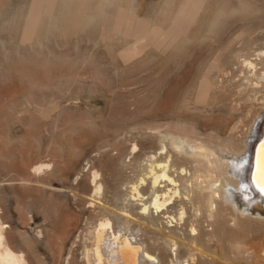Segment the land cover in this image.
Masks as SVG:
<instances>
[{
    "label": "rangeland",
    "instance_id": "rangeland-1",
    "mask_svg": "<svg viewBox=\"0 0 264 264\" xmlns=\"http://www.w3.org/2000/svg\"><path fill=\"white\" fill-rule=\"evenodd\" d=\"M262 14L264 0H0V208L9 241L30 264H62L86 216L99 212L87 207L92 170L103 186L94 202L109 208L118 195L137 204L130 186L149 176L154 154L176 163L174 177L183 169L186 181L177 184L193 197L173 198L155 220L192 236L191 246L171 255L141 231L161 264H264V215L209 200L219 174L195 172L178 151L167 158L157 132L248 140L264 118L254 74L264 69ZM41 162L49 170L34 173Z\"/></svg>",
    "mask_w": 264,
    "mask_h": 264
},
{
    "label": "bare ground",
    "instance_id": "bare-ground-1",
    "mask_svg": "<svg viewBox=\"0 0 264 264\" xmlns=\"http://www.w3.org/2000/svg\"><path fill=\"white\" fill-rule=\"evenodd\" d=\"M262 15L264 16V14ZM263 29V25L258 28L260 31ZM246 65L249 68L254 69L255 72L257 63L246 60ZM244 67L246 68V66ZM262 68H264V65ZM254 74H256L258 80L264 86V69H261ZM157 132L160 136L159 138L162 139L161 141H165L163 139L169 141L168 143L166 140V148H169V155H165L167 158H170V151H172V154L173 151H178L179 155L181 153V155H184V158L192 159V161L196 163L194 167L195 172L204 169L205 171L219 174L221 178L219 183L215 184L216 182H210L209 184V200L211 199V201L214 202L215 199L217 200V198L222 197L228 200L233 208L235 207L242 213L255 216L264 215V118H262V121L253 124L250 129L248 140L243 145L234 144V141L220 143L216 142L215 139L210 141V139L207 138H199L198 135L201 134L199 131H194V135L162 132L161 130H158ZM161 141L159 140V142ZM220 141L222 140L220 139ZM167 145L169 147H167ZM164 148L165 147H163V149ZM164 151L162 152L164 153ZM163 153L162 155L164 159L165 157ZM252 154H254V157L251 161ZM157 158L158 156H155L154 154L148 159V164L145 166L144 170L146 171V175L149 174V176H143L138 184H132L130 186L129 193L132 197L131 199H136L138 201L137 204H133L131 200H126V198L125 200L127 202H124L123 198L118 195L113 198L112 203L109 202L111 205L109 208L106 207L107 201L105 204H103L104 201L102 202V200L101 202H98L100 200L94 202L95 198L100 199L102 196L103 186L100 182V178L99 180L97 179L99 182L96 180L98 172L92 170L91 180L93 182V191L89 197L87 207L89 208V211L92 212L95 211L96 207H100V210L95 213L97 217L96 215L93 217V214L91 217L86 216L84 227L80 229V232L72 239L66 256L63 258L62 264H73L74 259L77 260L79 264H161L162 259L151 252L148 245L149 243L152 245L160 243L163 246V249H167L166 252H168V250L171 252V255L176 254L175 247L178 244L183 246L190 245L188 242L193 241L191 238L192 236L190 237L192 240L190 238H182L184 236H178L177 234L179 231L176 234L174 230L175 228L173 229L169 227L170 225L162 229L157 227L155 223V220L158 219L156 216L162 212L163 209H166V211L164 210V213L170 212L167 208L173 198L179 197L180 195H187L186 197H188V199L193 200V197L185 192L187 187H185L183 183H181V186L177 184L178 182L186 181L185 176L182 175L183 169L181 168L176 173V177H174L171 174L173 171L170 172V169L177 167L175 166L176 163L168 159L158 161L159 158ZM50 165L51 163L41 162L40 164H35V166L33 165L34 167L32 169L34 173L38 171L43 172L46 171V169L48 171ZM234 172H236L235 175H233ZM212 176L215 179L213 173ZM195 177L197 178V176ZM203 177L200 178L202 182L205 180H202ZM161 181H167L166 183L170 184L171 187L168 188V185L165 184L167 188H161L163 187L160 185ZM55 189L56 188H52V190ZM194 189L196 190L197 188ZM57 190L58 189H56V191ZM146 191H148V197L144 196V192ZM60 192L64 191L60 190ZM64 195H69L71 199H75L76 197L75 193L69 191H65ZM188 199L186 198L187 202H189ZM207 199L208 198L206 197L205 200L209 203L210 201ZM182 201L184 200H181V203L183 204ZM182 204L180 206H182ZM183 207H180V212L176 211V214L177 212L179 213V218L177 217L179 220L181 218L183 219V215H185ZM28 215L32 218L31 211L28 212ZM34 227H36L34 231L36 239L41 240L44 236L42 227ZM191 229L189 230L192 231ZM142 230H144L146 234L152 233V237H150L148 241L149 243L146 241L147 239L145 240L143 238V233H141ZM180 234L181 233H179V235ZM193 243L194 242H192V244ZM154 247L156 246L154 245ZM151 248L153 249V246ZM190 250H192L191 247ZM189 259L191 260V258ZM189 259H187L188 264L192 263H189ZM177 260H179V258ZM192 260L194 261V259ZM171 261H173V259L169 258V262ZM0 264H30L25 250L22 249L20 245H14L9 241L7 237V225H5L3 220L1 208Z\"/></svg>",
    "mask_w": 264,
    "mask_h": 264
},
{
    "label": "water",
    "instance_id": "water-1",
    "mask_svg": "<svg viewBox=\"0 0 264 264\" xmlns=\"http://www.w3.org/2000/svg\"><path fill=\"white\" fill-rule=\"evenodd\" d=\"M253 157H254V154H252V158H251V161H252ZM252 163H253V162H252Z\"/></svg>",
    "mask_w": 264,
    "mask_h": 264
}]
</instances>
